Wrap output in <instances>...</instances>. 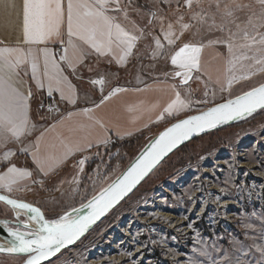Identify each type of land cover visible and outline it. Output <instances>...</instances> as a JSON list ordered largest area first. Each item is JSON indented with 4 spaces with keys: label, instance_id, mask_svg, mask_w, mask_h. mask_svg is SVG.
I'll return each instance as SVG.
<instances>
[{
    "label": "rangeland",
    "instance_id": "rangeland-1",
    "mask_svg": "<svg viewBox=\"0 0 264 264\" xmlns=\"http://www.w3.org/2000/svg\"><path fill=\"white\" fill-rule=\"evenodd\" d=\"M243 3L259 12L255 0ZM204 6L207 7V0ZM158 7L157 16L164 17L165 27L172 22L177 33V18L183 14L188 22L191 14L184 0L169 2L165 9ZM195 10L198 9L194 4ZM246 13L247 10L238 13L241 20ZM160 23L157 19L161 38ZM221 35L208 31L206 25L194 24L180 36L183 44L174 46L171 53L162 42L164 47L157 57L142 60L143 65L154 67L144 79H177L174 72L179 69L171 64V55L185 43L207 44ZM150 45L153 44H146L145 48ZM228 58L223 45L203 49L202 70L193 71L195 75L186 87V92L193 94L189 115L264 84V72H257L222 91ZM125 72V76L115 73L116 80L113 74L104 73L108 75L109 87L132 83L127 82L131 72ZM156 135L116 141L89 155L81 171L84 180L78 194L68 202L71 190H67L52 202L47 201V218H58L66 210L86 203L120 176ZM0 221L21 230H25V224L34 225L27 215L21 213L17 217L16 209L2 203ZM256 245H264V110L176 151L81 241L46 264H264V254L257 251ZM205 251L208 255H201ZM25 259L24 255L0 253V264H22Z\"/></svg>",
    "mask_w": 264,
    "mask_h": 264
},
{
    "label": "snow or ice",
    "instance_id": "snow-or-ice-1",
    "mask_svg": "<svg viewBox=\"0 0 264 264\" xmlns=\"http://www.w3.org/2000/svg\"><path fill=\"white\" fill-rule=\"evenodd\" d=\"M164 2L167 3L169 0ZM177 2L179 3V0ZM255 2L259 5V12L254 11L251 4L243 3V0H207V7L204 6L205 0H184V6L191 14L188 22H185L183 14L177 18L175 23L179 25V33L174 31L172 22H168L165 27L164 17H158L155 12L151 13L153 19L161 21L160 32L163 34V40L169 45H174L194 24L206 25L208 31L222 34L208 40L207 44L185 43L178 51H175L171 55V64L179 70L175 71L174 75L187 84L192 79L193 71L202 70L203 49L217 45L225 46L229 56L226 86L221 87L222 91L230 90L234 83L248 79L257 72H264V0H255ZM128 3L131 4V0H128ZM194 4L198 10L193 11ZM8 6L15 7L14 3ZM213 6L215 11H212ZM245 10H247L246 18L241 20L238 13ZM119 15H122L125 20L128 19V9L121 6V0H23L22 22L25 42L46 44L55 38L54 42L67 45L58 60L49 48L45 47L41 50L49 96L56 90L60 92L62 99H68L72 104L76 103L74 88L63 75V68L59 62H65L73 70L77 63L83 62L87 53L77 44V41L89 46L97 54L117 56L118 62L122 64L126 62L132 55L137 41L143 37L144 30L135 24H133L135 31L126 29L118 21ZM151 22L150 20L149 23ZM65 25L66 41L61 31ZM154 40L157 51L153 55H157L164 45L160 37H154ZM25 63H30L32 77L37 79L40 87H44L40 79V59L33 54L32 49L25 54L20 48H0V146H5L10 141L19 142L21 137L31 135V130L35 129V125L30 124L28 116L27 101L31 98V92L26 95L12 82L13 77L20 74L17 69ZM209 80H211L210 76ZM92 83L102 85L104 81L100 79ZM64 85H67V95ZM173 89L174 99L163 109L157 117L158 120L164 118V113L175 115L189 109L192 104L190 99L182 98L180 92L175 91V86ZM121 91L125 90L114 89L95 107L99 108L105 100ZM205 95L208 93L205 92ZM198 103H206V101H198ZM258 110H264V84L173 124L148 145L124 173L106 187L101 188L97 194L92 195L86 203L66 210L58 218L47 219L39 207L0 195V201L6 202L17 210V217L23 213L36 225L33 228L25 224V230H21L7 227V222H3L13 239L9 241L8 247L0 246V253L27 254L25 264H42L43 261L50 260L51 257L80 240L91 226L127 197L161 163L164 157L180 144L206 130L215 129L230 121L251 117ZM93 111L94 109L88 108L82 110L83 114L88 115L91 123L80 125V128L99 127L103 134L95 139L90 138V133L75 140L62 137L55 143L45 145L44 150L41 151L45 134L49 130L46 129L37 137L34 144L35 150L31 154L38 171L43 176H49L75 152L86 151L97 145L106 146L111 142L107 135L109 131L107 125L100 118L93 116ZM74 115L77 114L69 112L67 118L70 119ZM59 123L63 124V120ZM52 128H56V125H52ZM75 131L77 129L69 128V132ZM117 135L119 136V132ZM29 150L30 148L22 149L25 152ZM13 154L9 150L5 152L3 159L8 160ZM79 163L83 165L84 159ZM31 176L32 173L28 170L19 169L14 165L8 167L6 172L0 173V189L11 192L13 185ZM33 182L43 185V180ZM256 248L264 254V245H256ZM201 255H208V253L205 251ZM133 264L136 262L133 261ZM212 264H218V262L212 261Z\"/></svg>",
    "mask_w": 264,
    "mask_h": 264
},
{
    "label": "crops",
    "instance_id": "crops-1",
    "mask_svg": "<svg viewBox=\"0 0 264 264\" xmlns=\"http://www.w3.org/2000/svg\"><path fill=\"white\" fill-rule=\"evenodd\" d=\"M173 1L169 0V2ZM12 3L15 5L14 8L8 6ZM167 3L164 0H131V4H129L128 0H121V6L128 9V19L125 20L122 15H119L118 21L126 29L135 31L133 29V24H135L144 30V35L137 41L132 55L123 64L118 62L117 56L97 54L89 46L77 41V44L87 53L83 62L77 63L75 70L68 67L65 62H59L63 68V75L67 77L75 91L76 103L72 104L68 99H62L59 91L54 90L51 96L48 95V80L44 75L43 52L41 51L45 47L49 48L58 60L59 56L63 54L62 50L67 45L54 42L55 38L46 44L26 43L22 22L23 0H0V48H20L24 50L25 54H28L29 49H32L33 54L40 59V79L44 84V87H40L37 79L32 77L30 63L21 65L17 69L20 73L19 76H14L12 79L14 86L18 87L20 91L26 95L31 92V98L27 101L29 104L28 116L30 124L35 125V129L31 130V135L21 137L19 142L10 141L5 146H0V173L6 172L8 167L14 165L19 169L30 171L32 176L25 177L17 185H13L11 192L0 189L1 193L32 203L44 212L46 210L44 204L47 201L52 202L56 195L65 194L67 190H71L68 200L71 202L78 194L79 187L84 180L81 172L83 165L79 163L80 160L84 159V163H87L85 158L97 150L106 148L113 142L130 140L154 133L158 134L174 121L189 115L190 107L175 115L164 113V118L158 120L157 117L163 109L174 99L173 86H175V91H179L184 99L192 101L193 94L186 92L188 85H182L178 79L173 77L144 79V76L152 73L154 67L150 64L143 65L142 60L157 57L153 53L157 51L154 37H158V24L157 19H153L151 13L157 14L156 10L159 5L165 9ZM150 20L151 23H149ZM61 31L63 39L66 41V25ZM135 34L139 35V33ZM183 40L184 38H179L174 45H169L167 41L163 40V34H161V42L166 43V50L169 49V53L177 44H183ZM146 44L153 45L145 48ZM131 60L135 61L132 63ZM126 69H129L131 72L129 74L132 76L127 79V82L132 83L113 85L110 88L108 75L104 76V73L113 74V78L116 80L115 73L125 76ZM100 79L104 81L102 85L92 83V81ZM64 87L67 95V85ZM116 88L125 91L116 93L110 99L105 100L99 108L95 107ZM47 106H51L52 110L48 111ZM86 108L94 109L92 115L100 118L107 125L109 129L107 135L111 142L106 146L97 145L86 151H77L52 171L49 176H43L38 171L31 154L35 150L34 144L41 132H45L46 129L49 130L45 134L41 151L44 150L45 145L55 143L58 138L70 137L75 140L90 133V138L95 139L103 134L99 127L80 128V125L91 123L88 115L82 113V110ZM69 112L77 115L68 119ZM61 120H63V124L59 123ZM52 125H56V128L53 129ZM69 128L77 129V131L69 132ZM117 132H119V136ZM24 148H30V150L22 151ZM9 150L14 154L8 160H4L3 156ZM39 180H43L42 186L33 182Z\"/></svg>",
    "mask_w": 264,
    "mask_h": 264
},
{
    "label": "water",
    "instance_id": "water-1",
    "mask_svg": "<svg viewBox=\"0 0 264 264\" xmlns=\"http://www.w3.org/2000/svg\"><path fill=\"white\" fill-rule=\"evenodd\" d=\"M193 75H194V72H192L191 73V76H192V78H193ZM178 78H180V77H177V79ZM181 79V78H180ZM191 80L192 79H190L189 81H188V83L187 84H184L182 81H181V84L182 85H188L190 82H191ZM235 98V97H234ZM234 98H232V99H234ZM226 101H224V102H221V103H225ZM221 103H218V104H221ZM218 104H215V105H213V106H210V107H214V106H216V105H218ZM210 107H208V108H210ZM208 108H206V109H204V110H202V111H200V112H197V113H194V114H191V115H188V116H185V117H183V118H181V119H178V120H176V121H174L173 123H171L170 125H168V126H166L164 129H162L149 143H148V145H150L155 139H157L158 137H159V135L161 134V133H163L168 127H171L173 124H175V123H178L179 121H181V120H183V119H187L188 117H190V116H192V115H198V114H200L201 112H203V111H206ZM258 111H260V110H258ZM257 111V112H258ZM256 112V113H257ZM255 114V113H254ZM245 118H247V117H245ZM245 118H243V119H245ZM242 119H239V120H235V121H230L229 123H227V124H224V125H220V126H218L217 128H215V129H211V130H206L205 132H202V133H199V134H197V135H194L190 140H187V141H185L184 143H182V144H180L176 149H174L172 152H170L166 157H164V159L161 161V163L159 164V165H157V167L127 196V197H125L118 205H116L114 208H112V209H110L109 210V212L108 213H106L103 217H101V219L100 220H98L93 226H91L90 227V229H89V231L83 236V237H81L80 238V240H78V241H76L73 245H71V246H68L67 248H65V249H63L62 251H61V253L63 252V251H65V250H67V249H70V248H72V247H74L79 241H81L96 225H98L99 223H101L113 210H115L116 208H118L124 201H126L136 190H137V188L168 158V157H170L172 154H174L176 151H178L180 148H182L183 146H185L186 144H188L189 142H192V141H194V140H196V139H198V138H200V137H202V136H204V135H206V134H208V133H210V132H213V131H215V130H218V129H221V128H223V127H226V126H228V125H230V124H233V123H236V122H238V121H241ZM148 145H146V147L137 155V157L142 153V152H144V150L148 147ZM136 157V158H137ZM136 158L129 164V166L124 170V172L135 162V160H136ZM123 172V173H124ZM0 195H6V196H8L9 198H11V199H15V198H13V197H11V196H9V195H7V194H4V193H1L0 192ZM16 200H18V199H16ZM18 201H21V202H26V201H23V200H18ZM0 203H2V204H4V205H6V206H9V207H11L10 205H8L6 202H4V201H0ZM26 203H29V202H26ZM30 204H32V203H30ZM34 207H38V206H36V205H34V204H32ZM12 208V207H11ZM40 208V207H39ZM41 209V208H40ZM42 210V209H41ZM43 211V210H42ZM44 212V211H43ZM44 214H45V212H44ZM45 218H47V216H46V214H45ZM48 219V218H47ZM33 226H30V227H36V225H35V222H33ZM7 227H9V226H7ZM7 227H5L4 226V223L2 222V221H0V238L4 241V242H6V243H9V241L10 240H12L13 238L10 236V234L8 233V231H7ZM61 253H58L56 256H54V257H51L50 258V260H48V261H43L42 262V264H46V263H48V262H50V261H52L53 259H55L57 256H59ZM19 255H24V256H26V259H27V254H19ZM25 259V260H26ZM25 260H24V262L22 263V264H25Z\"/></svg>",
    "mask_w": 264,
    "mask_h": 264
},
{
    "label": "bare ground",
    "instance_id": "bare-ground-1",
    "mask_svg": "<svg viewBox=\"0 0 264 264\" xmlns=\"http://www.w3.org/2000/svg\"><path fill=\"white\" fill-rule=\"evenodd\" d=\"M23 214V213H22ZM0 246H4L5 248L8 247V243L4 242L1 238H0Z\"/></svg>",
    "mask_w": 264,
    "mask_h": 264
},
{
    "label": "built area",
    "instance_id": "built-area-1",
    "mask_svg": "<svg viewBox=\"0 0 264 264\" xmlns=\"http://www.w3.org/2000/svg\"><path fill=\"white\" fill-rule=\"evenodd\" d=\"M48 111H51L52 110V107L51 106H47L46 108Z\"/></svg>",
    "mask_w": 264,
    "mask_h": 264
},
{
    "label": "trees",
    "instance_id": "trees-1",
    "mask_svg": "<svg viewBox=\"0 0 264 264\" xmlns=\"http://www.w3.org/2000/svg\"><path fill=\"white\" fill-rule=\"evenodd\" d=\"M195 141H197V139H196V140H194V141H192V142H195ZM187 145H188V144H186L185 146H183V147H182V148H180L179 150H181V149L185 148Z\"/></svg>",
    "mask_w": 264,
    "mask_h": 264
}]
</instances>
